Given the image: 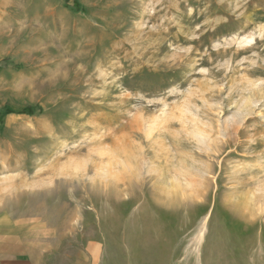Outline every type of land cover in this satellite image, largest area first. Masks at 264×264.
Masks as SVG:
<instances>
[{
  "label": "rangeland",
  "instance_id": "rangeland-1",
  "mask_svg": "<svg viewBox=\"0 0 264 264\" xmlns=\"http://www.w3.org/2000/svg\"><path fill=\"white\" fill-rule=\"evenodd\" d=\"M0 264H264V0H0Z\"/></svg>",
  "mask_w": 264,
  "mask_h": 264
}]
</instances>
